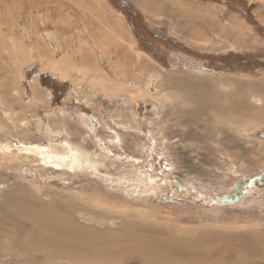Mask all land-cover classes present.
Listing matches in <instances>:
<instances>
[{
    "label": "rangeland",
    "instance_id": "1",
    "mask_svg": "<svg viewBox=\"0 0 264 264\" xmlns=\"http://www.w3.org/2000/svg\"><path fill=\"white\" fill-rule=\"evenodd\" d=\"M127 48L152 69L125 66ZM53 143L85 166L24 150ZM262 173L264 0H0V216L57 211L77 240L35 245L1 216L0 264H146L130 231L183 244L173 264H197L193 239L252 254ZM245 179L236 205L216 203Z\"/></svg>",
    "mask_w": 264,
    "mask_h": 264
},
{
    "label": "bare ground",
    "instance_id": "2",
    "mask_svg": "<svg viewBox=\"0 0 264 264\" xmlns=\"http://www.w3.org/2000/svg\"><path fill=\"white\" fill-rule=\"evenodd\" d=\"M102 45H104V44H102ZM128 52H129V54H128ZM126 53L127 54L124 56L125 61L124 60L123 61L126 62L125 66H127L129 69H130L131 63H132L131 65L135 64V66L143 65V69L145 71L152 69V68H150V67H152L150 62L144 58L141 59V57L139 55L134 54L132 52V48L128 49V51H126ZM129 55L133 58H131ZM123 61L120 58V62H122V64H124ZM117 75H119V74H117ZM121 75L124 78H127L129 80L131 78V74H130L129 70H127L125 73L124 70L121 69ZM111 79L112 78H110L109 81L114 84V82H112L113 79L112 80ZM103 81L105 82V80H103ZM104 82H102V83H104ZM105 84H106V82H105ZM116 86L117 85H115V87ZM104 88H106V87L104 86ZM36 96H38L37 92H36ZM83 149L84 148L79 146L78 148L76 147L75 150H69L68 144L62 145V144H54V143L48 149L45 147L41 148V147H37V146H25L24 147L25 151L34 152V153L38 154L40 159L43 161V163L45 165H49V166H51L57 170H65V171H69V170L76 171V170L85 166L84 161L87 159L88 155L86 154L85 151H83ZM88 164H90V163H88ZM95 164H98V163H94L92 165H95ZM259 181H260L259 183H262L261 177H260ZM248 183H249V188L245 189V191L242 192L243 194L241 197H244V194H246L248 191H250L252 185H255L256 182L249 180ZM259 183H257V184L260 185ZM177 186L179 187L178 184H177ZM182 187H183V185L180 188H182ZM184 189H186L185 186H184ZM231 195H224L223 197L215 199V201H216V203H222V204L229 205L230 203L227 200L228 199L227 197H230ZM169 196H172V195H169ZM240 198H239V200H240ZM53 212H54V214H50L47 210L38 211V210H36V208H33V207H28L26 209V207L21 204V206L17 205V207H15V208H6L4 210V212L1 213V216H2L1 219H4L5 215H6V217L9 218V220L7 219L8 223L11 225H14V226H12L13 227L12 231L8 230V231H10V234L13 232L22 233L24 239H26V236L28 237V240H26V241L29 243L33 242V243H36L35 245L41 244V246H45L44 239L47 236L51 235L53 237L54 236L59 237V240L57 241L58 245L61 243H62V245H64L63 243L67 242L69 244V246L71 247L70 242L77 241L75 236H74V232L72 230L73 228L72 229L70 228L69 231H66L65 229H63L61 227V224L56 222V218L59 215V213L57 211H53ZM58 218H62V217H58ZM18 222L21 224H19ZM74 226H76V225H74ZM2 228L5 229L6 227H2ZM8 228H9V226H8ZM2 232L6 233V235H9L6 231H2ZM146 233H147V231H146ZM127 235H128L127 237L129 238V240H132V241L134 240V242H128L129 241L128 240L126 243L129 245H130V243L136 244L135 249H139L138 250V254H139L138 259L140 261L146 263V264H173L167 258L166 249L167 248H175V247L180 248V246L181 247L183 246V244H181V243L172 242L166 238L151 239L146 234H142V233L137 234V232H132V231H130ZM255 239H257L259 241V243H258L257 247L255 248V250H253L252 254L246 253L243 246H240V248H237V246H232V247H228V248H226L227 246H225V247L221 246L219 248V245H218L219 240L216 241V239H208V243H206L204 238L201 239V241L197 240V239H193L192 241H195L196 244L191 243L190 245H187L186 247L190 248L192 250V254H194L196 256L197 264H200V262H202L203 264H221V262L218 260H212L215 256V254H217L218 250H220V251H231V252L235 251L234 253H232V256L230 257V259H231L230 264H264V233L256 235ZM137 243H139V245ZM72 245H74V244H72ZM145 245H147V247ZM132 249H134V248H132ZM120 256H121V254H120ZM117 257H119V256H117ZM119 258H121V257H119ZM206 260H209V262H206Z\"/></svg>",
    "mask_w": 264,
    "mask_h": 264
},
{
    "label": "water",
    "instance_id": "3",
    "mask_svg": "<svg viewBox=\"0 0 264 264\" xmlns=\"http://www.w3.org/2000/svg\"><path fill=\"white\" fill-rule=\"evenodd\" d=\"M261 177V181H262V185L259 183V182H257V183H259L260 185L259 186H257L256 188H264V173L260 176ZM249 179H245L244 180V182H237L236 183V185H235V192L230 196V197H227L228 199V201H229V203L230 204H235L236 205V203L239 201V198L242 196V192H244L245 191V189H247V188H249ZM176 184H178L179 185V187H181L182 186V184L179 182V181H177L176 180ZM245 186V187H244ZM169 195H171V193H169ZM219 206L220 205H224V204H222V203H217Z\"/></svg>",
    "mask_w": 264,
    "mask_h": 264
},
{
    "label": "trees",
    "instance_id": "4",
    "mask_svg": "<svg viewBox=\"0 0 264 264\" xmlns=\"http://www.w3.org/2000/svg\"><path fill=\"white\" fill-rule=\"evenodd\" d=\"M170 42H172V41L170 40Z\"/></svg>",
    "mask_w": 264,
    "mask_h": 264
}]
</instances>
